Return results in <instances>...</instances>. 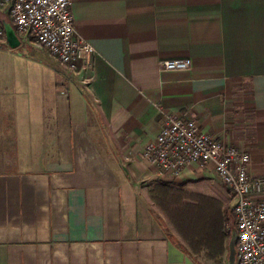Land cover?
Masks as SVG:
<instances>
[{"label":"crops","instance_id":"1","mask_svg":"<svg viewBox=\"0 0 264 264\" xmlns=\"http://www.w3.org/2000/svg\"><path fill=\"white\" fill-rule=\"evenodd\" d=\"M71 7L95 54L76 73L39 58L49 79L31 100L0 92V264H235L232 230L195 251L151 198L166 184L231 203L213 168L175 176L143 152L173 115L248 153L251 173L264 175V0ZM0 23L11 52L42 50L20 38L12 48L6 12ZM176 59L190 68L159 66Z\"/></svg>","mask_w":264,"mask_h":264},{"label":"built area","instance_id":"2","mask_svg":"<svg viewBox=\"0 0 264 264\" xmlns=\"http://www.w3.org/2000/svg\"><path fill=\"white\" fill-rule=\"evenodd\" d=\"M5 12L18 38L35 43L71 73L78 72L81 62L95 54L92 44L77 33L71 0H0V16ZM5 41L6 31L0 23V49ZM159 66L165 71H181L189 69L190 62L161 60ZM143 157L175 176L193 166H211L233 198L235 264H264V175L251 173L248 153L202 131L194 120L168 115Z\"/></svg>","mask_w":264,"mask_h":264},{"label":"rangeland","instance_id":"3","mask_svg":"<svg viewBox=\"0 0 264 264\" xmlns=\"http://www.w3.org/2000/svg\"><path fill=\"white\" fill-rule=\"evenodd\" d=\"M32 49H33L32 53L34 54V57L30 56V54L28 53V49L26 47L21 51L17 49L12 52L11 50H9V47L7 45L6 46L4 45L3 48L0 49V92L2 93L3 100L7 103L9 102L12 103L15 98H18L19 102L27 99L28 100L33 99V97L35 96L34 87H38L39 84H41L42 82H46L49 79L48 75L44 72L46 71L44 67L47 68V66L42 61H40L39 58L50 61L52 57L43 50H37L33 47ZM19 55H21V58H19ZM199 189L202 193H210L209 190L204 186H199ZM179 191L182 192L184 195L197 194L187 191L185 189H181ZM195 197L196 196H174L173 197L174 199L179 198V200H177V203H179V205H176L174 202L172 203V205H167V204L164 205L170 211H175L173 210V206H177L178 208H180L184 204L196 205V202L202 204L201 200L195 201ZM204 197L211 198L212 200L214 199L209 196H204ZM232 200L233 198L231 196V203ZM214 201H215V203L213 204L214 207L225 206L224 208L228 211V216L231 218V215L229 213L231 212L232 214L231 203H225L224 205V203L217 200L216 198L214 199ZM154 203L156 207L162 213L165 214L166 218L169 221V224H171L172 227L177 231V233L184 239V237L178 231L177 225H175V222L171 217L174 214H171L167 209L162 208L156 202ZM231 224H232V220H231ZM231 229L232 226L230 230Z\"/></svg>","mask_w":264,"mask_h":264},{"label":"trees","instance_id":"4","mask_svg":"<svg viewBox=\"0 0 264 264\" xmlns=\"http://www.w3.org/2000/svg\"><path fill=\"white\" fill-rule=\"evenodd\" d=\"M151 194L154 202L162 208L167 209L171 214H174L171 217L175 225H177L178 231L195 251H198L201 247H203L202 249H207L213 242V249H215L219 245L218 243L222 245L229 238L231 233L230 228L234 225V217L229 212L230 218L225 208L222 211V207H214V199L204 197L201 194L184 195L179 190H174L166 184H160L155 187L151 191ZM174 196H196L195 201L201 200L202 204L198 202H196V205L184 204L180 208L173 206V210L175 211H170L164 204L172 205L174 202L176 205H179L177 203L179 198L174 199ZM204 203L207 204L205 205ZM211 257L214 258L216 256L211 255Z\"/></svg>","mask_w":264,"mask_h":264},{"label":"water","instance_id":"5","mask_svg":"<svg viewBox=\"0 0 264 264\" xmlns=\"http://www.w3.org/2000/svg\"><path fill=\"white\" fill-rule=\"evenodd\" d=\"M7 28V38H8V43L12 48H17L19 46V39L15 33V31L8 26ZM233 243H235V237L233 238Z\"/></svg>","mask_w":264,"mask_h":264}]
</instances>
